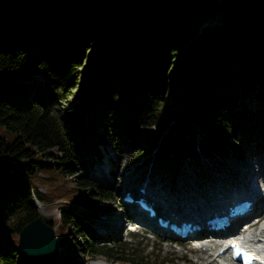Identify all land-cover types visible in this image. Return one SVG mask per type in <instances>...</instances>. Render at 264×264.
I'll return each instance as SVG.
<instances>
[{"label":"trees","instance_id":"obj_1","mask_svg":"<svg viewBox=\"0 0 264 264\" xmlns=\"http://www.w3.org/2000/svg\"><path fill=\"white\" fill-rule=\"evenodd\" d=\"M85 46V85L56 110ZM166 77L173 103L183 100L180 124L171 107L157 116ZM263 96L264 0H0V264H21L14 248L34 199L57 204V217H42L66 250L57 264H78L73 233L82 256L135 264L96 244L90 222L108 194L88 195L81 160L94 164L112 135L128 138L132 157L143 141L146 159L167 167L179 148L235 157L234 131L264 130Z\"/></svg>","mask_w":264,"mask_h":264},{"label":"rangeland","instance_id":"obj_2","mask_svg":"<svg viewBox=\"0 0 264 264\" xmlns=\"http://www.w3.org/2000/svg\"><path fill=\"white\" fill-rule=\"evenodd\" d=\"M216 15H219V11L215 15L209 16L210 19L207 24L216 23ZM186 37L190 40L188 35ZM91 56L92 52L87 46L80 50L74 63L73 83L67 87L66 94L60 96L58 103L54 107L56 110L67 106L69 100L74 98V84L85 85V78L88 74V61ZM34 77L36 80L41 79L39 74H34ZM167 79L168 77H166L157 97V116L160 115L163 109L171 107L175 110L176 121L180 124L183 120V100H180L179 105L173 103L167 86ZM260 89L261 86L254 85L251 94L258 96ZM250 96L246 95L244 100L249 101ZM263 99L264 96L262 101ZM183 132L181 131L180 133ZM233 133L231 140L237 145L238 149V155L235 157L233 155H222L216 159H208L199 153L194 158H188L183 150L179 148L174 158L175 161L168 167L153 158L146 159V154L144 153L146 145L141 140L137 142L136 148L138 152L134 157L131 156L133 148L129 146V140L124 135H112L111 142L106 143L105 146L98 144L100 158L95 160L94 164L87 166L85 160H81L82 169L86 168L85 174L93 183L89 191L86 190L88 195L93 199H97L101 197L99 193L101 190H106L108 194L106 199L100 198L103 199L102 203L107 206V209L98 217L92 219L90 226L97 228V223L104 222L103 219H110L111 217V219H114L116 216L122 218L124 208L121 207L120 197L122 194L118 191V185L125 180H129L131 187L135 188L138 184H142L144 179L151 178L153 186L160 185L158 192H155L172 193L176 191L177 197L183 199L186 193L192 194L195 190L200 192V194H205L211 190L219 189L214 183L215 180H217V184L221 185L220 187L223 190H228L238 180L246 179L243 173L246 171V165L249 161L261 163V166H256L253 169L254 171L264 170V130L257 133L236 130ZM253 134L257 136H253ZM112 142L116 143V149L119 152H116V149L113 148L114 144ZM131 157L132 159H130ZM101 167L106 171L107 179L105 181L98 175ZM82 169L78 170V173L82 172ZM39 189L41 188L39 187ZM200 194L196 193L194 197H198ZM165 198H169V196L167 195ZM34 201L37 211L42 217L47 215L58 216L56 203H39L35 199ZM38 204L41 205V210H39ZM111 213L113 214L111 215ZM121 223L124 224V220L122 221L121 219ZM53 228L55 229V226ZM104 233H107L110 237L108 241H104L102 244L122 248L124 254L136 261L135 264H194L192 262L194 251L188 245H185L186 242L163 236L158 231L152 232L148 229H142L141 232H135L134 234H123L122 231L120 235L112 234L108 231H104ZM57 237L58 235L56 239ZM70 239L78 264H96L100 260H104L106 264H121L108 260L106 256H93V258L86 255L82 256L80 247H77L79 240L77 235L73 233ZM96 244H100V242ZM57 250L58 256L66 252L63 246L57 245ZM24 264H34V262Z\"/></svg>","mask_w":264,"mask_h":264},{"label":"bare ground","instance_id":"obj_3","mask_svg":"<svg viewBox=\"0 0 264 264\" xmlns=\"http://www.w3.org/2000/svg\"><path fill=\"white\" fill-rule=\"evenodd\" d=\"M256 164V165H255ZM261 166L260 162L257 161H249L246 165L247 169L244 171L243 176H245L246 179L238 180L235 184H243L241 188L237 190V186L233 184L229 187L228 190H223L220 186L217 184V180L214 181L216 183V186L219 189L211 190L209 193L200 194L197 190L192 192V194H185L182 198L177 197L176 191L172 193L163 192V193H157L158 187L160 185L153 186V180L151 178L144 179L142 181V186L145 187V191L154 194L155 200L158 202L157 214H159V210H163L162 206L165 205L168 209H178L182 212H187L188 214H195V216H200L203 212H206V205H209L211 207L210 212L215 209L214 205H216V208L222 207V204H229L233 201L235 197L239 195V193H252L256 194L253 199V209L259 208L260 213L262 214L260 217V221L253 225L252 227H249L246 229L242 234L241 237L243 238L244 242L249 246L251 249H254L256 251H259L264 254V194L261 193L259 196L260 188L264 186V170H256L253 169L255 167ZM98 175L102 180L107 179L106 171L104 168L101 167V170L99 171ZM105 177V178H104ZM138 184L137 186H139ZM132 185L130 184L129 180L120 182L119 192L120 194L123 193V191L129 189ZM157 191V192H155ZM200 194L198 197H194L195 194ZM169 196V198H164L166 196ZM187 197V198H186ZM121 200V199H120ZM221 204V205H219ZM181 205V206H180ZM219 205V207H218ZM213 206V207H212ZM39 210H41V205L38 204ZM263 207V208H261ZM44 209V208H43ZM113 213H111L112 215ZM116 214V213H114ZM112 218V217H111ZM103 219L104 222H98L97 226L102 229L100 231H108L112 234L120 235L121 234V218L117 217L114 219ZM148 223V227L153 226L152 219L147 218L146 219ZM107 225V226H106ZM221 247L220 244H214L209 241H204L202 243H199L198 247L191 248L193 250V259L192 262L194 264H227L226 262L219 261V255H217V250ZM264 256V255H263ZM96 264H106L104 260H100Z\"/></svg>","mask_w":264,"mask_h":264},{"label":"water","instance_id":"obj_4","mask_svg":"<svg viewBox=\"0 0 264 264\" xmlns=\"http://www.w3.org/2000/svg\"><path fill=\"white\" fill-rule=\"evenodd\" d=\"M207 23L208 19L202 25ZM14 249L21 264H57L58 250L54 228L39 213L20 228Z\"/></svg>","mask_w":264,"mask_h":264},{"label":"snow or ice","instance_id":"obj_5","mask_svg":"<svg viewBox=\"0 0 264 264\" xmlns=\"http://www.w3.org/2000/svg\"><path fill=\"white\" fill-rule=\"evenodd\" d=\"M232 247L235 249L236 248V245H232Z\"/></svg>","mask_w":264,"mask_h":264}]
</instances>
